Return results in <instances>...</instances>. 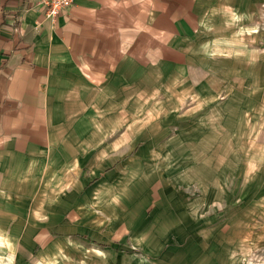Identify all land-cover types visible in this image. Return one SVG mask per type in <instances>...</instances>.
<instances>
[{
  "label": "rangeland",
  "instance_id": "obj_1",
  "mask_svg": "<svg viewBox=\"0 0 264 264\" xmlns=\"http://www.w3.org/2000/svg\"><path fill=\"white\" fill-rule=\"evenodd\" d=\"M196 2L60 124L89 147L0 194V264H264V0Z\"/></svg>",
  "mask_w": 264,
  "mask_h": 264
},
{
  "label": "crops",
  "instance_id": "obj_2",
  "mask_svg": "<svg viewBox=\"0 0 264 264\" xmlns=\"http://www.w3.org/2000/svg\"><path fill=\"white\" fill-rule=\"evenodd\" d=\"M196 1L74 0L52 19L38 0H0L4 199H18V187L40 176L54 153L89 147L60 124L67 120L77 127L79 107L96 104L94 91L104 93L111 73L126 63L128 46L139 44L157 59L172 58L168 53H174L176 38L189 33L198 18Z\"/></svg>",
  "mask_w": 264,
  "mask_h": 264
},
{
  "label": "built area",
  "instance_id": "obj_3",
  "mask_svg": "<svg viewBox=\"0 0 264 264\" xmlns=\"http://www.w3.org/2000/svg\"><path fill=\"white\" fill-rule=\"evenodd\" d=\"M73 1L74 0H38V4L45 9L46 15L53 19Z\"/></svg>",
  "mask_w": 264,
  "mask_h": 264
},
{
  "label": "trees",
  "instance_id": "obj_4",
  "mask_svg": "<svg viewBox=\"0 0 264 264\" xmlns=\"http://www.w3.org/2000/svg\"><path fill=\"white\" fill-rule=\"evenodd\" d=\"M101 246H106V244L105 243H99Z\"/></svg>",
  "mask_w": 264,
  "mask_h": 264
}]
</instances>
